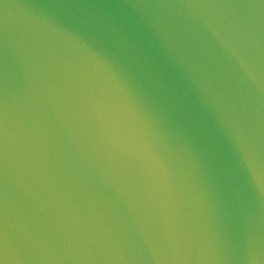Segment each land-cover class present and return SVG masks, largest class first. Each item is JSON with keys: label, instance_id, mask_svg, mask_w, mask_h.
<instances>
[{"label": "water", "instance_id": "1", "mask_svg": "<svg viewBox=\"0 0 264 264\" xmlns=\"http://www.w3.org/2000/svg\"><path fill=\"white\" fill-rule=\"evenodd\" d=\"M0 264H264V0H0Z\"/></svg>", "mask_w": 264, "mask_h": 264}]
</instances>
